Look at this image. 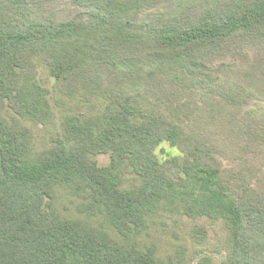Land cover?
<instances>
[{
    "label": "trees",
    "instance_id": "16d2710c",
    "mask_svg": "<svg viewBox=\"0 0 264 264\" xmlns=\"http://www.w3.org/2000/svg\"><path fill=\"white\" fill-rule=\"evenodd\" d=\"M70 3L82 11L62 16L69 6L58 0H0V264H185L184 248L159 256L138 240L149 218L180 205L220 223L217 264H264V114L239 115L264 100V0ZM36 58L69 96L80 82L93 86V72L144 92L109 90L100 115L68 116L63 139L37 153L26 124L50 112ZM151 92L167 110L145 106ZM182 96L198 98L210 116L224 113L236 167L221 168L224 151L205 130L170 117L169 103ZM163 142L183 159L160 164L154 150ZM99 154L108 166L98 167ZM126 173L140 186L122 190ZM57 187L85 202L86 219L102 216L100 227L62 217ZM190 235L208 239L201 225Z\"/></svg>",
    "mask_w": 264,
    "mask_h": 264
},
{
    "label": "rangeland",
    "instance_id": "374dc122",
    "mask_svg": "<svg viewBox=\"0 0 264 264\" xmlns=\"http://www.w3.org/2000/svg\"><path fill=\"white\" fill-rule=\"evenodd\" d=\"M66 12H62V16H74L78 11L82 9L74 8L71 5L70 0H58L59 7H66ZM227 63V62H226ZM35 76L34 79L37 84L46 91V99L49 104V118L45 123L34 124L28 122L26 126L29 128L32 134V143L35 152L41 153L55 147L59 140L63 139V123L68 116H79L81 119H88L89 117H97L103 112L108 99L104 98L106 94H109V90H116L119 87L121 92H144V87L134 88L131 81L122 78L120 85L112 83L106 77L98 78L95 72L88 75V79H93V86L80 82L77 85V89L74 95L69 96L63 93L61 86L50 75L47 66L39 59L36 58L34 62ZM123 90V91H122ZM108 91V93H106ZM149 99L145 103L147 107H156L163 111L167 110L163 106L160 100H157L156 95L149 93ZM161 104V105H160ZM169 113L173 118L184 128L198 127L206 132L204 135L210 137L218 142L221 150L224 153L218 152L216 155L221 168L230 169L236 167L238 164L231 162L232 154L227 148L228 137L235 135L232 132L225 131L226 122L223 120L224 113L209 115V112L205 109L202 102L194 97L189 100L185 96L173 99L171 103ZM204 107V108H203ZM240 116H246L247 113H254L258 117L264 114V100H257L254 104H250L248 108L240 110ZM90 119V118H89ZM222 124V125H221ZM188 125V126H187ZM225 132V133H222ZM235 139H238L237 137ZM218 151V150H217ZM256 153L248 152L245 156L247 159L253 158ZM154 155L160 164H163L167 160L176 158L183 159V153L178 148L171 147L168 143H161L155 150ZM98 167H106L109 165L110 158L108 154H99L94 156ZM236 164V165H235ZM260 171L264 172V161L258 163ZM141 180L137 176L132 174H123L122 184L120 188L122 190H132L140 186ZM53 205L58 213L67 219H80L89 223L91 226L100 227L102 223V216L94 215L90 219L86 213H82L83 203L81 198L72 194L68 190L62 187H57L54 190ZM196 225L205 227L208 239L205 243L195 242L190 235L191 228ZM224 236L220 223L211 221L208 218H194L184 209V207L178 206L177 209L165 210L157 212L153 217L147 220V229L140 236L139 242L141 245H153L156 247L159 256H166L172 254L177 248L182 247L185 249V264H200L203 258L209 259L213 264H217L221 261L222 256H225L224 247L220 242Z\"/></svg>",
    "mask_w": 264,
    "mask_h": 264
}]
</instances>
